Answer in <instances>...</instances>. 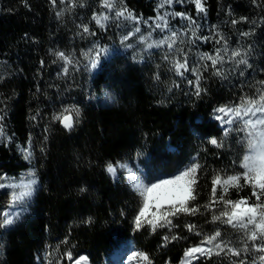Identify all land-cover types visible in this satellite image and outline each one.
Segmentation results:
<instances>
[{"label": "trees", "instance_id": "trees-1", "mask_svg": "<svg viewBox=\"0 0 264 264\" xmlns=\"http://www.w3.org/2000/svg\"><path fill=\"white\" fill-rule=\"evenodd\" d=\"M122 1L139 16H156L154 0ZM205 6L197 35L218 30L230 51L250 50L252 67L241 65L244 76H240V69L226 64V70L232 68L225 72L226 78L212 75L209 67L201 81L206 92L197 97L187 84V79H194L192 73L178 77L171 70L172 55L164 60L166 47L164 54L157 50L136 62L117 55L90 79L84 67L89 60L82 53L94 43L100 47L109 43L92 19L102 10L100 0H77L74 8H69L68 0H56L55 6L51 0H0V115L4 117L0 125L9 138L0 142V174L15 177L27 171L31 166L21 148L31 143L37 175L27 212L12 227L0 229V264H47L48 260L56 264L67 250L74 259L83 254L90 264H107L116 255L118 239L124 238L146 252L152 264H181L184 250L202 239L195 231L211 234L219 228L225 240L239 241L231 226L211 222L212 212L219 214L221 204L211 211L203 205L209 201L216 173L242 171L243 152L225 139L213 109L239 103L242 94L257 97V82L264 80V0H205ZM189 12L196 18L193 5ZM232 20L240 22L233 25ZM82 25L96 35H81ZM184 39L177 45L185 51L191 48L190 68L198 52H214L212 41L194 46ZM56 50L73 54L78 66H69L65 74L63 62L52 55ZM105 90L114 95V104L101 105L91 98ZM68 105L80 109L72 132L52 119ZM213 138L224 146L212 145ZM193 161L200 168L193 185L195 199L187 206L199 207V212L178 213L170 217L173 226L157 227L155 232L146 223L137 230L134 219L142 197L124 175L112 177L108 163L138 164L149 177H167ZM10 191L0 190V210H6ZM222 194L236 200L249 196L251 189L230 187L224 194L218 187L217 199ZM187 224H195L196 229L189 232ZM248 256L247 264H252V254ZM242 257L212 254L192 264H238ZM63 264L72 262L65 257Z\"/></svg>", "mask_w": 264, "mask_h": 264}, {"label": "snow or ice", "instance_id": "snow-or-ice-1", "mask_svg": "<svg viewBox=\"0 0 264 264\" xmlns=\"http://www.w3.org/2000/svg\"><path fill=\"white\" fill-rule=\"evenodd\" d=\"M51 2L55 6L56 0H51ZM100 2L107 12L94 14L92 19L101 29H107V22L110 19L117 25L122 21H134L136 25H139L140 18L134 16L125 7L118 8L114 15H110L112 9L116 8V0H100ZM174 2L182 3L183 0H159L157 14L149 24L150 30L147 34L142 33L140 27L136 26L122 37L121 43L125 44L126 48H133V44L126 42L130 37L138 36V43L142 44L145 49L166 47L167 52L164 60L169 61V55H172V59L169 61L171 70L178 77H185V74L189 71L192 73L194 79H187V84L197 97L201 96L202 92H206V89L202 88L201 81L203 71L208 70L209 67L212 69V75L226 78L225 72L232 71V68L226 70L224 65H233L235 68L240 69L239 75L244 76V70L240 66L242 65L244 68L252 67L248 58L250 50L232 49L230 51L227 39L218 30L209 29V35H197L201 25L183 12L164 11L161 14L160 9H164L166 5L170 7ZM192 2L195 4L198 13H206L204 0H192ZM61 3H64V0H61ZM76 4L77 0H68L69 8H74ZM56 15L59 17L61 12L58 11ZM169 17L173 19L180 17L186 21L183 31L173 30L169 26ZM241 20L247 21V17H241ZM239 22L237 20L231 21L233 25ZM144 23L148 24L149 22L145 21ZM81 27V35H96L88 25H82ZM157 30L162 34L159 39L153 37V33ZM242 35H248V33H242ZM185 37L187 43L194 46H199V43L214 42V52H198V60L194 61L190 68L188 54L191 48L185 51L184 48L177 45L178 41L180 44H184ZM107 54L108 49L106 47H100L97 43H94L92 48L82 53L89 60L84 67L89 71L96 69L101 58ZM52 55L57 61L63 62L62 69L65 74L68 73L69 66H78V61L71 53L66 54L64 51L56 50L52 52ZM41 64H43V61H41ZM156 78L159 79V76L157 75ZM257 83L259 87L256 89V98L242 94L239 103H234L232 106L221 105L213 109V117L219 122L224 137H228L234 132L242 134L240 139L236 141L240 151L243 152L239 164L242 171L232 175L224 172L223 176L216 173L212 177L209 201L203 205V208L205 211H211L214 205L220 203L221 210L219 214H216L215 211L212 212L211 222H220L238 230L241 233L239 241L225 240L222 238L219 228L214 229L211 234H202L201 231H195V235L202 236V239L184 250V260L181 261V264H192V261L199 260L201 257L207 258L212 254L220 255L221 253L235 257H241L243 254L238 264H247L248 255L251 253L252 264H264V80ZM79 116L80 109L75 105H68L54 114L52 119L60 121L64 128L71 130L78 122L74 117ZM3 119V115H0V121ZM32 119H35V117H32ZM0 136H3L2 125H0ZM210 143L217 148L224 146L223 141L218 142L215 138L211 139ZM21 151L24 154V159H31V143H29L28 148H21ZM140 155L142 154L137 153V156ZM232 164L235 167L236 161H232ZM199 168L200 164L193 161L167 177L164 175L149 177L143 173L138 164L133 166L128 163L117 162L115 165L108 163L107 172L112 174L113 177L116 176L118 169L126 172L132 188L138 191L142 197V206L139 207L138 214L134 219L135 228L137 230L141 229L143 224L146 223L155 232L157 227L173 226L170 217L178 213L195 215L199 212V207L189 208L187 206L189 200L195 199L193 185L196 182L195 174ZM9 179L5 174H0V190H11L6 193L9 196L6 210H0V229L14 225L27 212V201L32 197L37 185L35 171L30 172L28 177L22 179L20 183L7 182ZM241 180L243 184L240 183ZM218 187L222 189L224 194L228 192L230 187H236L238 190L248 187L251 189V194L236 200L225 198V195L222 194L217 199ZM250 200H252V203H249ZM164 205H168V207L164 208ZM160 221H163V223H160ZM185 227L189 232L196 229L195 224H187ZM163 239L165 242L169 241L168 236H164ZM172 239H176V237H172ZM126 244V238L118 239L115 248L117 258L110 264H133L134 261L136 264H141V262L152 264L146 252L125 247ZM47 255H51V253ZM65 257L72 264H89L87 255L79 254L74 259L71 250L63 253L57 259L56 264H63ZM47 264H52V261L48 260Z\"/></svg>", "mask_w": 264, "mask_h": 264}, {"label": "rangeland", "instance_id": "rangeland-1", "mask_svg": "<svg viewBox=\"0 0 264 264\" xmlns=\"http://www.w3.org/2000/svg\"><path fill=\"white\" fill-rule=\"evenodd\" d=\"M154 1H155L156 5H157V8H158L159 0H154ZM191 5H193L195 7V4L192 2V0H183L182 3H175L174 2L170 7L166 5L165 8L164 9H160V11H161V14H163L164 11H169V12H183L187 16H191L189 14L190 13L189 12V6H191ZM120 7H125L134 16L139 17L140 18V23H139V25H136V23L134 21H122V22H120L117 25V23H115L111 19L107 22V29H102V30H104V33H106L108 35L107 41L109 43H106L102 47H106L108 49V54L101 58L100 63H99V65H98V67L96 69H93V70L89 71L90 79L94 78V76L98 73L100 67L103 65L104 62L110 61L113 57H115L117 55H120V54L121 55H125L126 57H129L132 61L136 62L139 59L142 61L145 58L150 57L153 54V52H155L157 50H158V54H160V55L164 54V52H165V50L163 49L164 47H162V48H153L151 50L145 49L142 44L138 43V36L130 37V39L126 43L133 44V48H126L125 44L121 43L122 37L127 35L128 32L132 31L134 29V27H136V26H139L140 29H141V32L146 35L147 32L150 30L149 29V24L152 22V19L155 18V17H153V18H145L143 16L137 15L135 12L129 10L125 6V4H124V2L122 0H116V8L112 9L110 15H114V12ZM204 7L206 9L205 0H204ZM178 8H183L184 10L183 11H179ZM195 9H196V7H195ZM103 12H107V10L105 8H103V6H102V10L98 14L103 13ZM205 16H206V13H198L197 10H196V18L192 17V16L191 17L193 19H195L196 22L202 26V23H203V20L205 19ZM145 21H148L149 23L146 24V23H144ZM185 23H186V21L182 20L180 17H175L174 19L172 17H169V26L171 28H173V30L183 31ZM161 35L162 34H160L158 30H157V32L153 33V37L155 39H159L161 37ZM91 98H95V102H98L101 105H112L115 102L114 95L108 90H105L103 92L102 96H96L95 94H93V95H91ZM241 135L242 134H238V133L234 132V133L230 134L228 137H225V139L229 140V143L237 144V147L239 148V145H238V143L236 141L240 139ZM3 140L9 141L8 135L5 134V133L3 134V136H0V141H3ZM21 153L23 154L22 151H21ZM242 155H243V153H242ZM23 156H24V154H23ZM27 161L29 162L31 167L27 171L19 174L18 176L9 177L10 179L7 182L20 183V181L22 179H26L28 177V174L30 172L35 171L34 168H33V153H32L31 159L27 160ZM35 174H36V172H35ZM121 174L124 175L127 178L128 182H129V178H128L126 172H124L123 170H119L118 169L117 174H116L115 177H117V176H119ZM110 175L113 177L112 174H110ZM36 179H37V175H36ZM130 185H131V183H130ZM35 189H36V186H35ZM34 194H35V191H34L32 197L27 201V209H28V206L30 205V203L32 202ZM163 207L167 208L168 205H164ZM160 222H162V221H160ZM12 226H9V227L4 228V229H8V228H10ZM234 230H236V229H234ZM236 231H237V234L240 237L241 233L238 232V230H236ZM125 247L141 251L131 241H127V244L125 245ZM116 258H117L116 255L113 256L112 261L116 260ZM248 259H251V258L248 256ZM183 260H184V258H183ZM107 264H110V263H107ZM133 264H136V262L134 261ZM141 264H143V262H141Z\"/></svg>", "mask_w": 264, "mask_h": 264}, {"label": "water", "instance_id": "water-1", "mask_svg": "<svg viewBox=\"0 0 264 264\" xmlns=\"http://www.w3.org/2000/svg\"><path fill=\"white\" fill-rule=\"evenodd\" d=\"M75 119V118H74ZM61 127L66 131V132H72L75 129V125L71 130H68L66 128H64L63 124L61 123Z\"/></svg>", "mask_w": 264, "mask_h": 264}]
</instances>
